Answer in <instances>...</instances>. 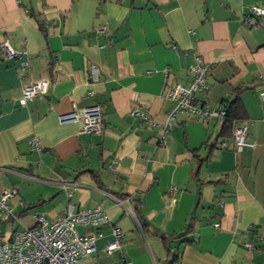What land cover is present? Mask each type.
I'll list each match as a JSON object with an SVG mask.
<instances>
[{"label": "crops", "instance_id": "obj_1", "mask_svg": "<svg viewBox=\"0 0 264 264\" xmlns=\"http://www.w3.org/2000/svg\"><path fill=\"white\" fill-rule=\"evenodd\" d=\"M255 4L264 0H0V197L15 190L0 234L33 226L37 215L54 219L70 204L101 206L109 222L79 264H164L159 233L179 232L189 219L192 242L173 243L178 264H264V17L254 26L242 20ZM101 26L106 35H97ZM4 41L17 56L3 52ZM198 56L211 64L202 100L227 110L240 96L237 124L248 125L254 144L242 152L225 118L186 112L160 142L174 107L166 88L189 83ZM92 63L101 69L94 83ZM41 79L48 93L21 106L24 86ZM94 103L100 132L59 119ZM138 104L155 125L130 115ZM33 136L42 151L31 148ZM113 227L125 236L109 254Z\"/></svg>", "mask_w": 264, "mask_h": 264}, {"label": "built area", "instance_id": "obj_2", "mask_svg": "<svg viewBox=\"0 0 264 264\" xmlns=\"http://www.w3.org/2000/svg\"><path fill=\"white\" fill-rule=\"evenodd\" d=\"M260 17H264V6L255 4L251 6L249 13L244 15L242 20L244 23L254 26L258 24ZM96 33L97 35H106L107 27L97 28ZM1 46L6 55L12 57L18 55V52L8 41H4ZM26 68L27 63L24 62L21 69L25 71ZM210 69L211 64L204 62L198 56L195 62L187 68L191 77L189 83L168 84L165 96L174 103V107L169 110L168 122L162 126L161 143H164L165 134L172 126L173 120L182 112L201 119L225 117L226 109L223 105L214 106L198 96V94L210 90L211 86L207 80ZM100 73V66L97 63H92L88 74L89 80L93 83L98 81ZM262 81L264 82V76ZM48 90L47 79L32 82L24 86L19 103L21 106H26L36 97L46 95ZM258 96L261 101H264V90H259ZM130 115L155 125L144 105L134 106ZM59 119L62 123L80 119L82 120L81 133H97L103 128L102 106L95 103L90 104L80 112L61 114ZM232 139L237 152H242L244 148L254 145L249 139V127L246 123L235 125ZM30 145L33 150H43V146L36 136L30 139ZM227 145V140H223L220 146L224 148ZM14 195L15 190L3 191L0 197V218L4 213L13 214L6 205V201ZM108 222L109 214L101 206L76 210L70 204L61 214L51 220L43 215H37L36 223L33 226H24L14 230L9 238L0 234V264H79L81 258L88 257L95 251L97 241L103 237L102 228ZM218 225L217 223L216 226ZM79 227H83L84 230L80 231ZM112 236L113 239L106 246V251L109 254L122 247L125 233L120 228L113 227ZM249 247L253 248V245L250 244Z\"/></svg>", "mask_w": 264, "mask_h": 264}, {"label": "trees", "instance_id": "obj_3", "mask_svg": "<svg viewBox=\"0 0 264 264\" xmlns=\"http://www.w3.org/2000/svg\"><path fill=\"white\" fill-rule=\"evenodd\" d=\"M238 88H236L237 90ZM226 108L228 112L225 115V134L232 135L233 129L237 122L243 119L242 115V109L243 104L241 102L240 96L237 95L234 100L229 102V104L226 105ZM224 133V131H223ZM136 211L138 212V217L140 220V223L144 230L149 229L150 223L145 219L143 216L141 210L139 208H136ZM194 231V224L192 219H189V221L186 223V225L182 228L179 232H174L171 234L160 232L159 235L162 237L163 244L166 248V259L164 261V264H178L180 262L181 253L179 250H176L173 246V243L176 241L183 239L187 242H192L188 239V236Z\"/></svg>", "mask_w": 264, "mask_h": 264}, {"label": "water", "instance_id": "obj_4", "mask_svg": "<svg viewBox=\"0 0 264 264\" xmlns=\"http://www.w3.org/2000/svg\"><path fill=\"white\" fill-rule=\"evenodd\" d=\"M228 112V110H226V113Z\"/></svg>", "mask_w": 264, "mask_h": 264}]
</instances>
